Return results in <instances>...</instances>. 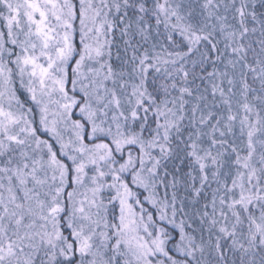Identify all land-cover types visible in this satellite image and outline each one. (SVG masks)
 I'll return each mask as SVG.
<instances>
[{"label":"rangeland","instance_id":"1","mask_svg":"<svg viewBox=\"0 0 264 264\" xmlns=\"http://www.w3.org/2000/svg\"><path fill=\"white\" fill-rule=\"evenodd\" d=\"M110 1L0 0V264H66L70 259L74 264H215L210 237H200L209 222L204 227L194 207L218 208L217 217L210 212L215 223L230 222L231 212L223 207H234L227 204L246 187L243 179L261 175L264 117L259 114L250 127L240 118L229 126L236 162L228 145L218 141L222 130L214 136L208 127L198 132L197 157L206 158L210 173L201 172L200 181L209 176L212 182L200 185L198 195H188L185 183L186 191L176 194L178 181L158 179L147 148L157 143L146 145L142 136L122 127L124 115L145 91L133 68L124 80L109 79L110 61L107 68L105 59L101 63L108 45L103 26L107 21L111 27L113 17ZM171 109L176 117L179 108ZM76 114L89 122L88 139ZM130 181L142 188L141 195ZM229 181L234 188L228 194L224 184ZM140 199L156 206L155 219L152 207ZM114 202L116 223L110 211ZM253 207H259L256 219L264 233V201ZM63 212L71 240L59 226ZM175 214L183 217L181 225L170 219ZM159 221L175 226L167 232L177 238L173 247ZM228 239L225 253L236 258L239 240Z\"/></svg>","mask_w":264,"mask_h":264},{"label":"trees","instance_id":"2","mask_svg":"<svg viewBox=\"0 0 264 264\" xmlns=\"http://www.w3.org/2000/svg\"><path fill=\"white\" fill-rule=\"evenodd\" d=\"M75 6L78 11V4ZM110 12L111 27L107 21L103 26V32L107 33L105 45L108 44L103 54L107 55H102L101 63L105 59L104 68H107L106 59L110 61L113 77L109 79L124 80L129 77L127 70L133 68L137 84L145 91L144 98L136 100L138 103L124 115L123 130L142 136V143L146 145L157 143L147 148L161 182L178 181L174 188L176 194L182 192L185 183L190 189H184L188 195H198L202 191L200 185L206 188L212 183L209 176L200 181L201 172L210 173L205 166L206 158L197 157L198 132L208 127L214 136L217 129L222 130L223 136L218 141L228 145V153L236 162L229 126L233 127L240 118L250 127L259 114L264 117V0H112L108 6ZM72 65L68 67L69 81L73 76ZM19 97L26 99L23 92H19ZM78 106L79 102L75 108ZM173 106L179 108L176 117H172ZM75 117L86 125L84 137L88 139L89 122L84 116L76 114ZM260 141L263 144L259 150L264 154V132ZM211 153H216L215 148H211ZM257 161L263 159L258 157ZM251 169L255 170V166ZM260 173L258 179H243L246 187L227 204L234 207H223L231 212L230 222L215 223L210 212L215 211L217 217L221 213L218 208L193 209L204 227L209 222L200 237H210L215 264H264V245L260 244L264 233L256 219L259 207H253L257 200L264 201V167ZM253 174L250 172L249 176ZM233 185L230 181L224 184L228 194ZM130 186L140 190L141 195L140 186L131 181ZM153 192L157 195L156 189ZM245 192L246 199H240ZM141 201L144 207H152L155 219L153 207L156 206ZM205 203L206 200L201 202ZM110 211L116 223L115 202ZM64 215L65 212L59 215V226L71 240ZM182 218L175 214L170 219L181 225ZM157 223L165 229L168 247H173L177 238H169L167 232L175 226L166 221ZM228 238L239 240L240 245L233 250L236 258L225 253ZM244 248L246 253L241 252ZM74 254L77 256V252ZM70 261L66 264L75 262Z\"/></svg>","mask_w":264,"mask_h":264}]
</instances>
